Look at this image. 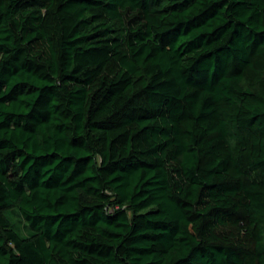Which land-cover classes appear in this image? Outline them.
<instances>
[{
  "label": "trees",
  "instance_id": "obj_1",
  "mask_svg": "<svg viewBox=\"0 0 264 264\" xmlns=\"http://www.w3.org/2000/svg\"><path fill=\"white\" fill-rule=\"evenodd\" d=\"M0 264H264V0H0Z\"/></svg>",
  "mask_w": 264,
  "mask_h": 264
},
{
  "label": "rangeland",
  "instance_id": "obj_2",
  "mask_svg": "<svg viewBox=\"0 0 264 264\" xmlns=\"http://www.w3.org/2000/svg\"><path fill=\"white\" fill-rule=\"evenodd\" d=\"M10 220L14 224V226L16 227V229L21 234H25L26 229H25L24 223H23L22 219L20 218V216L18 215V213L15 212L12 215H10Z\"/></svg>",
  "mask_w": 264,
  "mask_h": 264
}]
</instances>
